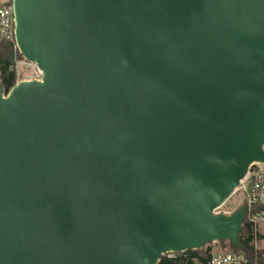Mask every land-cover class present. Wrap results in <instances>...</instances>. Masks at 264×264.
Instances as JSON below:
<instances>
[{"label": "water", "instance_id": "water-1", "mask_svg": "<svg viewBox=\"0 0 264 264\" xmlns=\"http://www.w3.org/2000/svg\"><path fill=\"white\" fill-rule=\"evenodd\" d=\"M43 71L0 81V264H157L239 246L264 162V0H13Z\"/></svg>", "mask_w": 264, "mask_h": 264}, {"label": "built area", "instance_id": "built-area-1", "mask_svg": "<svg viewBox=\"0 0 264 264\" xmlns=\"http://www.w3.org/2000/svg\"><path fill=\"white\" fill-rule=\"evenodd\" d=\"M0 39L13 44L15 60L12 69L16 76L15 83L42 79V69L35 62L22 56L16 45L13 0H0ZM233 196H236V203L227 204ZM241 206H245L242 225L247 223L250 226L252 243L257 249L258 241H264V162L256 161L250 164L231 196L212 212L214 215L228 216ZM208 247L210 248L208 264H258L256 259L250 260L242 251L227 248L213 251L210 245Z\"/></svg>", "mask_w": 264, "mask_h": 264}, {"label": "trees", "instance_id": "trees-1", "mask_svg": "<svg viewBox=\"0 0 264 264\" xmlns=\"http://www.w3.org/2000/svg\"><path fill=\"white\" fill-rule=\"evenodd\" d=\"M13 44L0 39V81L3 91L7 93L15 84L16 76L12 69L13 64ZM252 233L250 226L244 223L238 235L239 246L228 242L234 251H242L250 260L256 259L258 264L264 263V249H256L252 243ZM224 244V241H219ZM210 248H198L175 252L172 255L165 254L160 257L157 264H208Z\"/></svg>", "mask_w": 264, "mask_h": 264}, {"label": "rangeland", "instance_id": "rangeland-1", "mask_svg": "<svg viewBox=\"0 0 264 264\" xmlns=\"http://www.w3.org/2000/svg\"><path fill=\"white\" fill-rule=\"evenodd\" d=\"M14 60H15V56L13 55V62H14ZM235 199H236V196L231 197L228 200L227 204L232 205V204L236 203V200ZM209 245L211 247V250H213V251L214 250H218V249H225V248H227L229 250H232L231 247H230V245H228V242L227 241H224V244H222L221 242L220 243H217V242L213 243L212 242ZM208 246H205L204 248H208ZM256 247H257V249H264V241H260L259 240ZM168 255L171 256L172 253H168Z\"/></svg>", "mask_w": 264, "mask_h": 264}]
</instances>
